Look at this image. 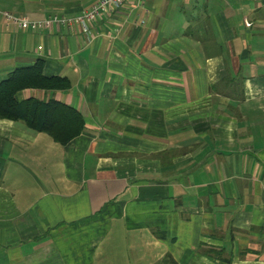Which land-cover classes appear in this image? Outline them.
<instances>
[{
  "label": "crops",
  "instance_id": "0c3cea01",
  "mask_svg": "<svg viewBox=\"0 0 264 264\" xmlns=\"http://www.w3.org/2000/svg\"><path fill=\"white\" fill-rule=\"evenodd\" d=\"M0 0V80L44 60L66 144L0 118V264H264V0Z\"/></svg>",
  "mask_w": 264,
  "mask_h": 264
},
{
  "label": "trees",
  "instance_id": "16d2710c",
  "mask_svg": "<svg viewBox=\"0 0 264 264\" xmlns=\"http://www.w3.org/2000/svg\"><path fill=\"white\" fill-rule=\"evenodd\" d=\"M43 65L44 60L39 58L31 65L16 67L0 80V118L22 121L29 128L46 132L54 141L66 144L84 128L79 111L53 99L17 98V93L27 88L64 90L69 87L66 77L45 76Z\"/></svg>",
  "mask_w": 264,
  "mask_h": 264
},
{
  "label": "built area",
  "instance_id": "2783aa9c",
  "mask_svg": "<svg viewBox=\"0 0 264 264\" xmlns=\"http://www.w3.org/2000/svg\"><path fill=\"white\" fill-rule=\"evenodd\" d=\"M125 0H96L95 3L86 11L73 16L49 15L40 20H33L25 16H18L11 12L4 11L2 14L8 23H11L22 29L38 30L43 29L57 23L66 27L73 23L80 25L82 32L88 34L90 31V23L102 16L105 12L119 9Z\"/></svg>",
  "mask_w": 264,
  "mask_h": 264
}]
</instances>
